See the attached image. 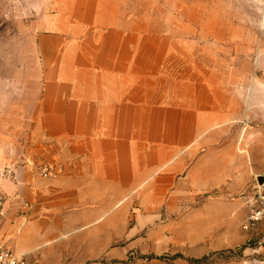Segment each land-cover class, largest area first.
<instances>
[{
    "label": "rangeland",
    "instance_id": "obj_1",
    "mask_svg": "<svg viewBox=\"0 0 264 264\" xmlns=\"http://www.w3.org/2000/svg\"><path fill=\"white\" fill-rule=\"evenodd\" d=\"M123 1L125 12L139 13L141 22L171 34L188 82L194 80L205 105L212 96L219 113L195 152L183 155L229 163L218 166L212 185L185 182L181 204L220 200L234 208L214 219L212 208L166 209L164 198L161 208H147V196L123 197L124 208H107L102 222L81 227L62 221L51 237L25 253L29 264H264V248L256 249L242 229L252 197L264 188L259 184L264 176V0ZM54 10L55 0H0V220L5 208H20L19 216L31 205L17 188L22 173L48 179L59 172L54 163L33 157L29 116L43 71L39 34L56 22ZM23 221L11 220L16 227ZM0 240L11 248L4 236Z\"/></svg>",
    "mask_w": 264,
    "mask_h": 264
},
{
    "label": "crops",
    "instance_id": "obj_2",
    "mask_svg": "<svg viewBox=\"0 0 264 264\" xmlns=\"http://www.w3.org/2000/svg\"><path fill=\"white\" fill-rule=\"evenodd\" d=\"M123 3L55 0L56 22L39 34L43 71L29 114L32 154L59 172L48 179L22 173L17 188L31 205L19 216L20 208H5L0 220V235L26 258L62 221L102 222L107 208H124L127 196H147V208H161L160 198L166 209L212 208L214 219L234 208L220 200L181 204L185 182L212 185L218 166L229 163L183 155L195 152L219 113L212 96L205 105L188 82L171 34L125 12ZM12 218L24 221L16 227Z\"/></svg>",
    "mask_w": 264,
    "mask_h": 264
},
{
    "label": "built area",
    "instance_id": "obj_3",
    "mask_svg": "<svg viewBox=\"0 0 264 264\" xmlns=\"http://www.w3.org/2000/svg\"><path fill=\"white\" fill-rule=\"evenodd\" d=\"M43 174L48 176L50 170L45 167ZM251 201L252 206L242 223V229L251 235L255 248L261 249L264 248V188L259 187ZM2 205L3 195L0 191V211ZM0 264H28V260L25 256L19 255L11 248L6 247L0 240Z\"/></svg>",
    "mask_w": 264,
    "mask_h": 264
},
{
    "label": "water",
    "instance_id": "obj_4",
    "mask_svg": "<svg viewBox=\"0 0 264 264\" xmlns=\"http://www.w3.org/2000/svg\"><path fill=\"white\" fill-rule=\"evenodd\" d=\"M259 182H260L259 184L261 185L264 184V176L259 177Z\"/></svg>",
    "mask_w": 264,
    "mask_h": 264
}]
</instances>
